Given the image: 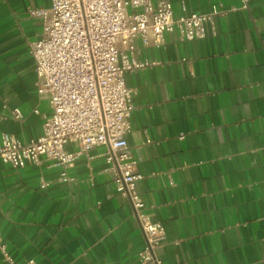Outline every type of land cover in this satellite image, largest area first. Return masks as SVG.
<instances>
[{
  "label": "crops",
  "instance_id": "crops-1",
  "mask_svg": "<svg viewBox=\"0 0 264 264\" xmlns=\"http://www.w3.org/2000/svg\"><path fill=\"white\" fill-rule=\"evenodd\" d=\"M170 1L175 17L241 4ZM51 4L0 0V139L38 137L52 113L29 48L43 29L29 9ZM215 27L191 40L166 32L160 47L137 37V56L157 63L126 73L127 139L146 211L166 227L163 264H264V0L217 15ZM65 148L79 150L74 141ZM106 150L95 146L66 168L44 156L22 167L0 158V234L18 264H152L140 259L145 235Z\"/></svg>",
  "mask_w": 264,
  "mask_h": 264
},
{
  "label": "built area",
  "instance_id": "built-area-1",
  "mask_svg": "<svg viewBox=\"0 0 264 264\" xmlns=\"http://www.w3.org/2000/svg\"><path fill=\"white\" fill-rule=\"evenodd\" d=\"M248 7L249 0L229 8L219 3L207 13L179 17L174 16L170 0H52L49 7L30 8V13L42 17V32L29 42V48L36 63L38 91L49 95L52 113L45 118L42 134L29 141L3 133L0 158L22 167L40 163L44 156L66 168L78 154L106 145L107 169L117 191L129 198L145 235L140 259L163 264L158 251L167 238L166 227L146 211L137 189L144 175L127 139L134 88L127 84L126 73L157 63L137 56L135 39L160 47L165 33L175 29L186 40L203 38L208 24L216 33L217 15ZM15 116H21L19 109ZM69 141L78 145L77 152L66 150ZM61 177L69 179L66 170ZM0 249L8 264H18L1 234Z\"/></svg>",
  "mask_w": 264,
  "mask_h": 264
}]
</instances>
